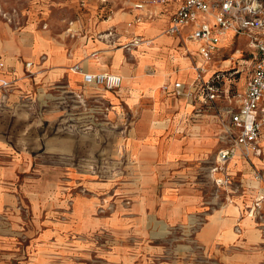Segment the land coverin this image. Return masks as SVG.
<instances>
[{
  "label": "crops",
  "instance_id": "1",
  "mask_svg": "<svg viewBox=\"0 0 264 264\" xmlns=\"http://www.w3.org/2000/svg\"><path fill=\"white\" fill-rule=\"evenodd\" d=\"M176 9L177 4L174 3L146 5L133 12L113 14L94 25V29L100 32L116 27L111 33L116 32L113 40L121 45L131 43L134 46L137 39L149 41L136 45V50L129 48L130 54L122 47L114 49L110 45L111 39L104 37L91 40L79 38L68 46L50 32L38 29L34 23L19 35L0 33V64H3L0 66V79L4 78L11 87L4 95L0 82V102L5 96L17 105L36 91L59 83H67L71 89L84 88L88 91L86 93L91 94L93 87L84 82L83 73L120 75L123 78L121 87L116 94L114 90L106 89L109 93L107 98L116 104L125 99L131 105L147 98L153 104L151 109L144 111L127 142L128 149L141 163V173L136 184L95 187L109 190L106 192L108 197H116L117 201L122 195L129 194L132 199L129 208L117 202L109 216L99 217L95 214V201L92 208L77 199L74 215L82 220L81 227L85 231L93 229V234L101 228L109 232L114 243L110 251L113 264H137L138 259L144 261L142 264H155L161 260L164 251L161 228L193 226L196 214L205 208L206 219L195 232V239L202 248L203 264H264V199L260 202V211L263 212L260 218L251 217L248 210L259 195H264V186H260L252 173L253 167L264 172V154L253 156L251 162L236 157L228 163L232 185L225 191L229 202L214 209L202 204L201 197L193 188L179 186V173L170 176L171 168L179 162L199 160L207 154L210 147L193 136L198 132L208 133L211 128L210 123L195 124L192 138L185 141L178 137L176 126L167 117L169 109L184 112L189 102L194 100L166 92L176 100L171 106L169 101L162 100L160 92V87L168 85L165 83L173 79L174 84L181 82L184 90L189 91L195 80L192 57L184 53L181 37L166 32ZM134 20L137 21L135 25L132 24ZM188 31L184 29L185 34ZM232 34L233 40L237 36ZM191 52L193 58L199 55L198 44ZM179 63L181 68L177 65ZM75 65L81 70L73 73L70 68ZM128 88L132 90L128 92ZM217 144L219 151L224 144L220 140ZM193 147L198 149L193 150ZM33 164V155L27 143L18 148L17 144L1 134L0 129V214L8 212V221L11 222L6 228L0 227V254L7 243H16L17 248L19 228L25 224L17 210L30 207L34 215H44L53 204L49 199L40 204L43 184L33 176ZM239 174L242 177L237 178ZM56 205L62 206L60 199ZM53 227L42 236L41 257L55 248L67 253L68 248L80 246L75 243L68 247L66 244L63 231H60L67 225ZM190 259L174 256L164 264H179L182 261L190 264Z\"/></svg>",
  "mask_w": 264,
  "mask_h": 264
},
{
  "label": "rangeland",
  "instance_id": "2",
  "mask_svg": "<svg viewBox=\"0 0 264 264\" xmlns=\"http://www.w3.org/2000/svg\"><path fill=\"white\" fill-rule=\"evenodd\" d=\"M148 1L150 0H0V33L6 36L19 35L34 23L38 29L50 32L54 38L64 41L68 46L79 38L91 40L104 37L111 39L110 45L114 49L122 47L130 54L129 48L136 50V45H121L114 41L116 32H111L116 27L100 32L94 29V25L113 14L133 12L137 10V3ZM208 1L218 3L222 0ZM243 1L254 4L264 17V0ZM137 21L134 20L132 24ZM262 32L264 40V30ZM236 36L232 40L233 34L229 33L222 39L221 48L208 66V69L213 70L209 76L214 72L222 74L216 84L219 88L216 101L209 106L197 93L186 111L173 108L169 109L167 115L176 126L178 137L185 141L192 138L195 124L210 123L208 133L198 132L193 136L210 147L207 154L199 160L179 162L170 170V176L179 173V186L184 189L193 188L201 197L202 204L209 209L229 202L227 191L214 185L210 167L216 159L217 143L224 124L228 121L226 111L237 104L238 95L252 68L253 56L248 40L245 36ZM187 45L191 50L197 47L193 42H187ZM178 51L183 52L182 49ZM197 59L202 57H192V66H196ZM177 65L181 68V63ZM70 70L77 72L73 66ZM209 76H206V80ZM174 80L165 84L172 86ZM163 86L164 84L160 88L162 100L174 105L176 100L163 90ZM92 87L93 91L89 94L84 88L71 89L67 83H59L36 91L33 96L17 105L5 96L0 102L1 134L11 143L17 144L18 148L27 143L34 159L33 176L43 184L40 204H44L47 199L50 203L53 201L44 215H34L30 207L17 210L25 224L19 228L17 248L16 243H7L0 254V264H113L110 251L114 243L109 232L105 228L94 234L93 229L85 231L81 227L82 220L75 218V204L80 199L84 205L93 208L95 201V214L99 217L109 216L117 202L127 208L131 206L129 194L122 195L117 201L116 197H108L109 193L106 192L109 190L95 187L108 185L110 188L122 183H137L142 166L128 149L127 142L144 111L151 109L153 104L147 98L132 105L125 99L116 104L106 97L109 94L106 88L96 85ZM1 89L7 95L11 87L1 86ZM118 90L113 92L116 94ZM131 90L127 89L128 92ZM240 177L241 174L237 178ZM260 186L263 187L264 183L260 182ZM59 199L62 206L56 205ZM204 209L196 214L193 226L161 228V245L164 251L161 260H157L155 264L168 263L174 256L191 258L190 264H203L202 248L195 239V232L206 219ZM6 213L8 212L0 214L2 228L11 223ZM91 214L93 216V210ZM57 224L67 225L60 232L63 231L68 247L76 244L80 246L68 248L67 253L55 248L50 254L41 257L42 236ZM142 263V259L137 260V264ZM179 264H184V261Z\"/></svg>",
  "mask_w": 264,
  "mask_h": 264
},
{
  "label": "built area",
  "instance_id": "3",
  "mask_svg": "<svg viewBox=\"0 0 264 264\" xmlns=\"http://www.w3.org/2000/svg\"><path fill=\"white\" fill-rule=\"evenodd\" d=\"M177 4L166 32L179 36L183 42V50L187 56L193 57L187 42L198 44V54L204 60L202 65L196 64V77L192 89L184 90L181 82H176L171 88L164 85L163 90L176 95H184L195 99L197 93L205 104L211 106L219 97L216 85L221 79L220 72H214L206 80L208 66L218 51V42L224 31L233 28L235 35L245 36L252 51V68L246 78L244 89L239 93L237 104L228 109V121L220 135L224 144L219 149L216 159L210 167L211 179L219 189L226 190L232 185V178L228 170V163L242 157L251 162L253 156L264 154V17L254 4L243 0H222L211 3L208 0H150L137 3L136 8L142 9L146 5ZM188 29V34L184 29ZM186 35V36H185ZM143 42L137 39L135 43ZM3 64H0L2 66ZM27 65H31L28 63ZM75 70L81 68L75 65ZM83 80L87 84L103 86L107 90L121 87L122 77L112 73H83ZM3 81L2 86H8ZM224 120V119H223ZM253 176L258 182L264 183V172L253 167ZM264 195L258 197L255 204L248 208L251 217L258 219L262 216L260 202Z\"/></svg>",
  "mask_w": 264,
  "mask_h": 264
},
{
  "label": "bare ground",
  "instance_id": "4",
  "mask_svg": "<svg viewBox=\"0 0 264 264\" xmlns=\"http://www.w3.org/2000/svg\"><path fill=\"white\" fill-rule=\"evenodd\" d=\"M138 23L140 24L141 23V21L140 20H138ZM234 33V29L233 28H230V29H228V30H226V31H224V36L226 35V34H228V33ZM223 36V37H224ZM223 37H221V39L219 40V42H218V46H219V48H221V40H222V38ZM142 43H149V41H147V40H144L143 42H139V43H134L135 45H139V44H142ZM195 43V42H194ZM204 63V60L203 59H201V60H198V65H202ZM75 68V67H74ZM193 70H194V73H195V77H196V66H193ZM211 72H213V70H211V69H208L207 70V74H206V76H209L210 74H211ZM123 79V78H122ZM3 81H6L4 78H1L0 79V82H3ZM162 87V86H161ZM160 87V88H161ZM232 160H236V158H234V159H232Z\"/></svg>",
  "mask_w": 264,
  "mask_h": 264
}]
</instances>
